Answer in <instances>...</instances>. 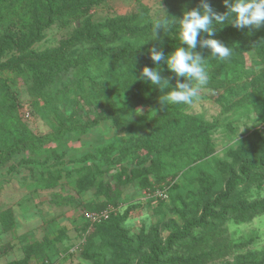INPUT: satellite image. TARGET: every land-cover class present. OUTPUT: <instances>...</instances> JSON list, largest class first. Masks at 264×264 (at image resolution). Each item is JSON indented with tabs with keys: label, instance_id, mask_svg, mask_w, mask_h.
<instances>
[{
	"label": "rangeland",
	"instance_id": "obj_1",
	"mask_svg": "<svg viewBox=\"0 0 264 264\" xmlns=\"http://www.w3.org/2000/svg\"><path fill=\"white\" fill-rule=\"evenodd\" d=\"M200 2L182 0V7L177 10L175 17H168L170 27L175 19L182 18L184 12L198 8ZM207 2L214 11L226 12L223 0ZM160 6L168 16L169 11L163 0H104L88 8L86 15L78 20L67 18L63 22H53L40 33V39L25 51H17L20 44L6 41L4 30L0 31V46L3 47V53H0V72L3 75L0 80L5 81V86L0 85V110L3 106L8 107V114H3L4 117L0 119V129L9 122L7 116L13 120L16 112L28 131L37 136L48 134L54 125H99L88 128L80 136L71 134L63 140L41 143L43 151L39 156L24 151L0 167V212L7 210L13 215L11 227L3 231L0 226V264H41L47 258L51 262L58 256L66 255L78 244V253L67 256L63 264H98L93 257L96 254L104 257L101 264H135L139 257L146 254L153 239L163 243L187 220L198 216L202 204L212 200L222 190L227 177L237 173L239 163L249 159L257 151L259 142H264V119L259 117L262 109L255 108L248 101L256 80L264 74L254 50L244 51L236 59L238 66L235 70L232 63L227 69L224 67L218 75V82H209L192 106L168 104L162 109L159 97L167 94L165 92L152 100V106H139L137 109L141 111L135 109L129 115L122 109L127 96L119 94L112 95L108 101L95 96L91 101L92 109L84 107V112L73 115L76 96L58 93L70 86L71 82L74 83L72 74L75 69L72 67L64 73L60 83L52 86L46 99L50 103L44 104L40 98H32L30 90L33 88L25 81L33 73L28 66L30 63L62 52L77 59L86 49L97 47L107 50L120 44L118 40L111 42L108 33L102 32L101 43L90 44L89 48L72 46L66 52V43L81 21L88 19L92 25H100L110 20L126 21L139 16L136 22L145 29L157 19L164 18ZM10 32L13 36L21 34L12 30ZM151 39L141 41V45L151 44ZM159 40L162 41L163 37H159ZM109 41L111 44H105ZM124 42L132 48L137 47L132 40ZM205 55L203 58L208 72L212 69V61ZM137 72L141 74V69ZM175 84L172 83V86ZM6 98L12 100V107L4 101ZM13 105L17 108L15 106L14 109ZM170 110L174 115L183 114L187 126L183 131L164 137L163 126L174 124L179 118L172 115L169 123H160ZM111 113H117V119L127 122L131 130L113 127V119L106 117ZM68 116L71 118L67 119ZM242 128L244 130L240 132ZM199 129H205L207 143L205 140L199 146L191 143L185 149L183 142L186 144ZM100 142L119 146V150L114 149L113 153V157L116 156L115 163L103 164L97 159L83 162L84 156L94 155L95 145ZM206 144L210 149L209 155L192 164V149L199 147V151ZM152 146L155 150L167 149L166 161L178 164L173 170L176 177L173 180L168 177V183L163 185L155 184L154 178L150 176L152 186L149 190L125 184L126 175L135 180L136 168L139 170L156 160ZM252 150L253 153L247 155ZM123 151H127V154L121 155ZM186 163L191 164L187 166ZM86 165L93 172H97L95 168L98 167L103 173L100 177L113 191L109 194L113 202L108 201L105 189L98 190V177L92 188L79 192V183L82 181L79 171ZM59 169L60 178L57 171L50 173ZM163 169L164 166L160 170ZM120 174L122 177L116 184ZM255 175L247 186L235 192L232 205L264 198V172ZM66 182H71L76 190L71 189ZM260 183L261 187L258 188ZM174 185L177 186L169 190L168 200L159 201V191ZM98 213H107L113 218L103 244L100 243L101 238L97 236L95 226H91L89 221L90 215ZM239 220L238 217L227 218L217 228L219 236L210 245L182 243L173 247L170 257L189 260L190 264H238L242 259L259 263L264 258V213L245 221Z\"/></svg>",
	"mask_w": 264,
	"mask_h": 264
},
{
	"label": "trees",
	"instance_id": "obj_2",
	"mask_svg": "<svg viewBox=\"0 0 264 264\" xmlns=\"http://www.w3.org/2000/svg\"><path fill=\"white\" fill-rule=\"evenodd\" d=\"M101 1L104 0H0V31L4 30L3 32H5V34L3 35L6 37V41L11 44L13 41L14 43L18 42L20 44L16 49L17 51H25L40 39V33L49 28L53 22L58 20L63 22L67 18L78 20L86 15L88 8ZM163 3L169 11L168 16L173 18L177 10L182 7V0H163ZM224 8L227 11V8ZM138 17L139 16H133L126 21L117 19L110 20L100 25H92L88 19L81 21L80 26L74 30L72 37L66 43V52L72 46L83 45L89 48L90 44L95 45L101 43L103 40L100 36L102 32L108 33L109 37H111V42L118 40L120 42H116L122 45L118 44L112 48L109 47L107 50H102L97 47L89 48L81 52L77 59L72 58L71 55L67 56L62 52L57 56L44 57L43 60L30 63L28 66L33 73L28 75L25 81L28 86L33 88L30 90L33 96L32 98H40L44 101V104L50 103L51 101L46 99L52 86L60 83L64 73L68 71L69 67H72L75 69L74 74H72L74 78L72 81L74 83L71 82V84H69L70 86L65 87L64 91L59 90L58 93H70L76 96L73 104V115L84 112L86 110L84 107L92 109L93 103L91 101L94 100L95 96L99 99L103 97L108 101L112 98V95L119 94L127 96V100L123 105L124 108L122 109H125L124 113L130 115L135 109L139 108V106H152L153 99H156L161 94L175 87L172 86V83H177L178 80L179 82H186L184 78L176 77L175 74L167 68L166 63L161 62L160 65H156L150 59L149 53L151 48L158 47L165 56H168L177 47H185V45L181 44L179 38L180 29L178 21L175 20L169 30L161 31L160 37H163L162 41L159 40V38L154 39L149 42L151 44L145 46V44L141 45V41H147L148 38H152L154 24L149 25L148 28L142 29L136 22ZM230 19H234V16ZM214 27L216 28L215 36H208V34L202 33L200 39H216L224 46L230 47L233 52L230 59L221 61L210 55V49L202 48L199 45L197 46L195 51L202 53V57H204L205 53L207 59L212 61L213 70H208L209 82L217 83L220 71H222L224 67L227 69L231 63L235 70L238 66V61H236V59H239L244 51L254 50L259 58L258 65H261L264 70V27L260 29H250L246 27L241 30L228 24V21L224 24H215ZM10 30L14 33L18 32L21 34L13 36ZM127 39L135 42L137 47L132 48L128 43L123 44ZM110 41L105 44H111ZM0 53H3L2 46H0ZM139 67L140 69L143 67H156L160 69L161 75L169 80V87L161 90L158 86L152 85L147 80L138 79L140 76L139 72H137L140 70L138 69ZM2 73L3 72H0V77H2ZM4 82L5 81L1 79L0 85L5 86ZM107 94H110V96H107ZM76 99L78 100L76 101ZM4 101L9 103L12 107V100L6 98ZM248 101L252 102L255 108L261 107L262 110L261 113H259V117L264 119V74L256 80L249 94ZM15 106L13 105L14 109ZM173 109L179 111L177 108ZM54 111H56V109H54ZM171 111L172 110L166 112V116L163 117L160 123H169L171 116L174 115L171 114ZM3 114H8V107L3 106V109L0 110V119L4 117ZM182 115L183 114L174 115V117L179 116L178 120H176L174 124L169 123L163 126V128H165L163 130L164 137L170 133H178L184 130L187 126V119ZM71 116H68L67 119H70ZM7 117L9 118V122L6 123V127L0 129V167L10 161L13 156L24 151L39 156L43 151L41 143L48 144L57 140H63L71 134L80 136L87 132L88 128L93 129L99 126L96 123L86 125L85 123L82 124L77 122L75 125H54L51 128V132L48 134L37 136L28 131L27 127L21 122L17 112L14 114L13 120H11V116ZM106 117L113 119V127L117 130L121 128H124L125 131L131 130L127 122L117 119V113H111ZM9 123L10 125L8 126ZM205 137V129H199L186 144L183 142V147L188 149L191 143H195L199 146V144L205 140ZM205 143H207L206 140ZM109 145L110 144H106V142H100L99 145H95L94 155H86L82 158V161L85 162L97 159L103 164L105 162L108 164L112 162L115 163L116 156L113 157V153L115 152L114 149L119 150V146L113 147ZM149 146L151 145L149 144ZM152 148L154 152H156V160H153L149 166L142 167L139 170H136V168L135 180L133 177L126 175L127 182H125V184H130L132 187L138 185L140 189L149 190V187L152 186L150 176L154 178L155 184L162 183L163 185L168 183V177H170V180L176 177L177 174L176 172L174 173L173 170L178 164H170L166 161L167 149L160 151L159 148H157V150H155L156 148L153 146ZM196 148L192 149V164L200 162L204 157L208 156L210 152L208 144H206L203 149L200 148L199 151H197L199 147ZM251 153H253V150L248 152L247 155ZM260 153L261 156H259ZM126 154L127 151L121 153V155ZM262 155H264V142H259L257 151L254 152L249 159L239 163L237 173H231L229 177H227L222 190L212 200H208L202 204L198 216L187 220L181 228L173 231L163 243L153 239L148 246L146 254L139 257L135 261V264H190L189 260L170 257L171 250L174 246L189 242H200L201 244L210 245L211 242L216 240L217 236H219V234L216 233L217 228L223 225L227 218L238 217V219H241L239 221H245L263 214L264 198L253 202H236L234 203L235 205L233 204L234 206L232 205L235 192L247 186L250 179L256 176L255 174L264 172V159ZM35 163L38 164V162ZM191 163L186 164L190 166ZM112 166L114 167L115 164ZM162 166H164L165 169L160 170ZM187 166H185L187 169L190 168ZM80 170L79 178L82 179V181L79 183L81 185L79 192L82 193L85 191L84 189L92 188V186L95 185L94 181L98 177V190L104 191L105 189L106 193L104 194L108 195V201L113 202V197L109 196L113 191L108 188L107 182L103 183V178L100 177L103 173L101 174L98 167L95 168L97 172H93L87 165L83 166ZM56 171L57 176L60 178L59 172L61 169L53 170L50 173H56ZM83 171H85L84 174H82ZM121 177L122 174L119 175L115 182L116 184L119 183ZM66 184H68L71 189L76 190V187L72 186L73 184L71 182H66ZM176 186L177 185L162 188L158 194L159 201L163 202L168 200L169 190ZM257 187H261V183L258 184ZM87 206L92 208L91 204ZM112 219V216L108 215L106 220L101 219L95 223H91V226H95L97 236L101 238V244H103L104 239L108 235V225L111 224ZM12 225L13 215L7 210L0 212V226L3 231H6ZM76 247L77 251L72 253L71 250ZM50 248L52 250L54 249L53 246H50ZM78 251L79 244L73 246L66 255L62 257L58 256L51 262L49 258L44 259L41 264H63L67 256L72 254L75 255ZM93 257L98 264L104 261V257L101 254H96ZM238 264H264V258L259 263L242 259Z\"/></svg>",
	"mask_w": 264,
	"mask_h": 264
},
{
	"label": "clouds",
	"instance_id": "obj_3",
	"mask_svg": "<svg viewBox=\"0 0 264 264\" xmlns=\"http://www.w3.org/2000/svg\"><path fill=\"white\" fill-rule=\"evenodd\" d=\"M227 11L218 13L214 11L207 0H201L198 8L183 13L179 23V38L185 47H177L171 54L165 56L158 48L149 50L150 59L156 64H167V68L176 77H182L186 82H179L167 94L159 97L162 109L168 104H184L192 106L199 100L200 92L209 83V75L205 66V58L195 49L199 45L210 49V55L221 61L228 60L233 50L224 46L216 39H200L202 33L208 36L216 35L215 24H224L228 21L237 29H260L264 27V0H223ZM161 8V6H160ZM162 9V8H161ZM164 18L154 22L153 36L151 40L158 39L161 30L167 31L170 21L162 9ZM234 16V19H230ZM167 57V58H166ZM147 80L161 90L169 87V80L161 75V70L143 67L138 77ZM141 111L140 109H137ZM244 128L240 130L242 132Z\"/></svg>",
	"mask_w": 264,
	"mask_h": 264
},
{
	"label": "built area",
	"instance_id": "obj_4",
	"mask_svg": "<svg viewBox=\"0 0 264 264\" xmlns=\"http://www.w3.org/2000/svg\"><path fill=\"white\" fill-rule=\"evenodd\" d=\"M107 218H108V214L107 213H101V214L98 213V214L90 215L89 216V221L91 223H95V222H97V221H99L101 219L106 220ZM71 251H72V253H75L77 251V247L72 249ZM56 264H58V263H56Z\"/></svg>",
	"mask_w": 264,
	"mask_h": 264
}]
</instances>
